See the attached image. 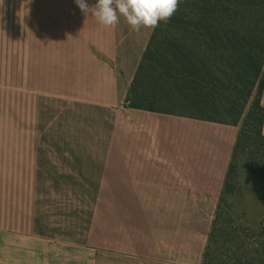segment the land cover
<instances>
[{"label": "crops", "instance_id": "obj_1", "mask_svg": "<svg viewBox=\"0 0 264 264\" xmlns=\"http://www.w3.org/2000/svg\"><path fill=\"white\" fill-rule=\"evenodd\" d=\"M17 9L19 80L0 87V264H202L196 201L220 197L238 127L123 107L152 29L105 28L75 0Z\"/></svg>", "mask_w": 264, "mask_h": 264}, {"label": "trees", "instance_id": "obj_2", "mask_svg": "<svg viewBox=\"0 0 264 264\" xmlns=\"http://www.w3.org/2000/svg\"><path fill=\"white\" fill-rule=\"evenodd\" d=\"M263 93L264 0H182L152 31L123 107L238 127L221 203L242 159L264 179ZM250 227L217 213L202 264H264V220Z\"/></svg>", "mask_w": 264, "mask_h": 264}, {"label": "rangeland", "instance_id": "obj_3", "mask_svg": "<svg viewBox=\"0 0 264 264\" xmlns=\"http://www.w3.org/2000/svg\"><path fill=\"white\" fill-rule=\"evenodd\" d=\"M25 22L24 16L18 13L17 0H0V87L15 85L19 80L15 72L16 60L22 51ZM6 73L7 78L4 76ZM245 161L238 162L235 186L221 203L219 198L217 201L202 196L197 198L200 219L209 225V233L219 212L248 228L264 220V179L246 171L243 168Z\"/></svg>", "mask_w": 264, "mask_h": 264}, {"label": "clouds", "instance_id": "obj_4", "mask_svg": "<svg viewBox=\"0 0 264 264\" xmlns=\"http://www.w3.org/2000/svg\"><path fill=\"white\" fill-rule=\"evenodd\" d=\"M182 0H96L90 6L87 0H75V4L86 16L93 15L105 28H114L120 17L133 31L141 28L155 30L160 22L167 23L178 9ZM264 135V129H262Z\"/></svg>", "mask_w": 264, "mask_h": 264}]
</instances>
